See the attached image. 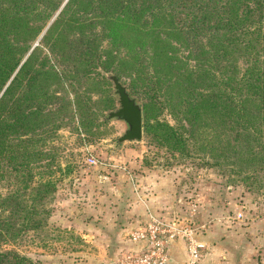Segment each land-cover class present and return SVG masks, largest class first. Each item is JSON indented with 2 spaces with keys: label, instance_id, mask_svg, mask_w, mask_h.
<instances>
[{
  "label": "trees",
  "instance_id": "16d2710c",
  "mask_svg": "<svg viewBox=\"0 0 264 264\" xmlns=\"http://www.w3.org/2000/svg\"><path fill=\"white\" fill-rule=\"evenodd\" d=\"M120 50L130 58L113 62ZM96 68L127 79L158 145L263 182L264 0H0V243L45 225L55 183L43 170L57 152L48 140L66 116L58 111L77 103L54 108L51 98L75 93L72 82ZM0 264L37 263L0 250Z\"/></svg>",
  "mask_w": 264,
  "mask_h": 264
},
{
  "label": "rangeland",
  "instance_id": "374dc122",
  "mask_svg": "<svg viewBox=\"0 0 264 264\" xmlns=\"http://www.w3.org/2000/svg\"><path fill=\"white\" fill-rule=\"evenodd\" d=\"M62 48L66 60L71 58L74 51ZM120 54L113 62L122 54L130 58L131 51L123 50ZM75 61L71 58L68 63L82 68ZM104 73L111 72L96 68V74L80 76L72 82L75 93L65 94L56 89L52 107L67 99L77 103L58 111V115L66 116L48 140L49 145L57 148L56 162L43 170L44 178L55 183L45 204L49 215L43 227L0 243V250H14L37 264H106L117 245L127 237L122 229L129 226V216L139 215L143 209L146 216L137 224L145 225L148 212L145 201L154 196L148 194L147 187L157 182L166 187L163 201L172 199L173 204L168 208L150 207V213L178 228L192 229L194 238L203 244L196 264H200L207 249L205 236L217 242L228 239L231 264H264V180L251 183V179L213 164L206 153H195L192 149L188 155L169 152L143 129L140 140L117 143L115 138L124 125L105 119V113L115 109L117 102ZM119 81L126 86L127 79ZM131 95L141 103L137 95ZM146 112L149 117L170 120L165 112L161 115L152 106ZM46 159L43 156L40 165ZM36 172L34 169L30 184L36 182ZM263 176L264 173H259L258 179H264ZM7 188L8 182L0 183V194ZM177 240L184 250L178 264H185L186 240L177 238L171 244Z\"/></svg>",
  "mask_w": 264,
  "mask_h": 264
},
{
  "label": "built area",
  "instance_id": "2783aa9c",
  "mask_svg": "<svg viewBox=\"0 0 264 264\" xmlns=\"http://www.w3.org/2000/svg\"><path fill=\"white\" fill-rule=\"evenodd\" d=\"M173 225V222H164L148 211L145 225L127 231L130 241L142 242L141 249L119 253L106 264H167L168 246L177 238L186 240L185 264H196L203 244L194 238L192 229Z\"/></svg>",
  "mask_w": 264,
  "mask_h": 264
},
{
  "label": "crops",
  "instance_id": "0c3cea01",
  "mask_svg": "<svg viewBox=\"0 0 264 264\" xmlns=\"http://www.w3.org/2000/svg\"><path fill=\"white\" fill-rule=\"evenodd\" d=\"M159 177V176H156ZM143 189V188H142ZM148 194H154V196L149 200L145 201L148 205H146V209L150 212L152 209L150 207H160V208H168L172 206V199H170L168 202L163 201L164 199L162 198L164 192L166 191V187H164V184H160L157 182H154L153 185L148 186ZM156 195V196H155ZM144 202V203H145ZM142 208V206L140 205ZM146 216V211H143L141 209V213L139 215L137 214H132L129 216L130 218L128 219V224L129 226L126 228H123L122 230L126 231V236H127V231L130 228H135L138 226L137 222L144 220V217ZM206 242V247L207 249L205 250L204 254L202 255V258L200 260V264H231V251L232 248L228 247L226 242L228 239L223 238L220 242L215 241L214 238H209L205 236L203 238ZM142 247V242H133L126 237L125 241L120 242L119 245L114 249L113 253L111 254L112 257L115 255L122 253L124 251H135V250H140ZM218 254V256L214 255ZM168 255H169V260L167 264H178L180 259L182 260L184 257V250L181 246L180 240L175 241L173 244L169 245L168 248ZM111 257V258H112Z\"/></svg>",
  "mask_w": 264,
  "mask_h": 264
},
{
  "label": "water",
  "instance_id": "95a60500",
  "mask_svg": "<svg viewBox=\"0 0 264 264\" xmlns=\"http://www.w3.org/2000/svg\"><path fill=\"white\" fill-rule=\"evenodd\" d=\"M104 76L111 82L113 94L116 95L117 102V107L115 109L105 113V119H114L122 122L124 125L122 133L115 138V141L117 143H122L140 140L142 132L140 104L115 75L104 73Z\"/></svg>",
  "mask_w": 264,
  "mask_h": 264
}]
</instances>
